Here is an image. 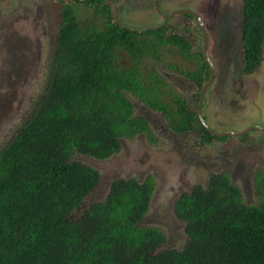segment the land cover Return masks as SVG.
Returning a JSON list of instances; mask_svg holds the SVG:
<instances>
[{
  "label": "trees",
  "instance_id": "16d2710c",
  "mask_svg": "<svg viewBox=\"0 0 264 264\" xmlns=\"http://www.w3.org/2000/svg\"><path fill=\"white\" fill-rule=\"evenodd\" d=\"M60 1L46 83L0 148V264H264L260 168L254 173V204L244 201L224 172L182 191L174 202L186 236L179 248L167 245L161 226L145 223L156 189L150 175L116 178L103 199L87 201L101 176L76 156L107 159L119 152L121 137L151 134L132 97L162 112L175 132L199 129L201 145L221 137L202 125L176 90L165 89L146 62L148 56L161 60L167 45L189 56L193 45L186 37L168 34L165 26H121L105 0ZM78 3L103 14L101 27L79 22ZM242 4L243 69L252 71L263 55L264 0ZM196 61L197 68L185 74L200 88L209 65L202 53Z\"/></svg>",
  "mask_w": 264,
  "mask_h": 264
},
{
  "label": "rangeland",
  "instance_id": "374dc122",
  "mask_svg": "<svg viewBox=\"0 0 264 264\" xmlns=\"http://www.w3.org/2000/svg\"><path fill=\"white\" fill-rule=\"evenodd\" d=\"M112 18L121 26L143 30L164 25L168 34L184 35L193 43L192 52L184 57L173 46H163V58L151 56L146 62L166 83L196 110L199 88L186 76L197 68V55L203 43L201 31L194 18L176 14L166 22L143 21L147 11L153 14L151 0H105ZM163 11L189 8L197 12L210 33L209 52L215 65V78L203 102L207 124L217 132L239 131L254 123L264 124V49L255 74L242 70V0H158ZM79 22L91 21L101 27V12L86 4H75ZM60 0H0V78L6 76L14 89L5 92L0 86V148L10 139L21 120L31 110L46 83L51 56L61 20ZM189 40V42H190ZM121 61L124 54L119 53ZM1 83V82H0ZM163 101L170 97L162 94ZM136 114L144 116L151 134L121 137L119 152L107 159L77 155L76 159L94 166L101 176L98 188L87 201L104 198L112 180L153 177L156 184L145 223L163 228L170 247H182L186 241L183 223L174 215V202L182 191L195 184L205 185L212 172L227 173L242 191L243 199L258 201L254 189V173L264 171V132L248 131L239 139H213L200 144L201 131L178 133L169 127L164 114L150 109L132 97ZM197 112V111H196ZM260 126V125H258ZM264 127V126H263Z\"/></svg>",
  "mask_w": 264,
  "mask_h": 264
},
{
  "label": "flooded vegetation",
  "instance_id": "af4514ba",
  "mask_svg": "<svg viewBox=\"0 0 264 264\" xmlns=\"http://www.w3.org/2000/svg\"><path fill=\"white\" fill-rule=\"evenodd\" d=\"M152 1V4H153V9H152V11L154 12L153 14H149V11H147L146 13H145V15H141V14H139V17L140 18H143L144 20L143 21H148V20H150V19H152L151 20V24H152V22H162V21H164V22H166L168 19H170V18H172L174 15H176V14H183V15H185V14H187V15H191L192 17L191 18H194L195 19V21H196V23H197V25H198V27H199V30L201 31V35H202V39H203V43H202V46H201V52L200 53H202V55H203V57H204V59H205V56H204V51H203V46H204V42H205V35H204V31H203V29H202V27L200 26V24H199V22L197 21V19L195 18V16L194 15H192L191 13H188V12H178V13H175L177 10H179V9H188V10H191V9H189V8H176V9H172V10H170V11H163L161 8H160V6H159V3H158V0H156V3L157 4H155V0H151ZM172 13H175L174 15H172L170 18H165L164 17V15L165 16H168V15H170V14H172ZM186 16V15H185ZM187 17H189V16H187ZM201 17V16H200ZM202 19V18H201ZM202 23H203V26H204V29H205V32H206V35H207V37H208V41H207V46H206V52H207V54H208V56L210 57V59H211V61H212V64H213V66H214V75H213V79H212V82H213V80H214V78H215V65H214V61H213V59H212V57H211V54H210V52H209V41H210V33H209V31H208V29H207V27H206V25H205V23H204V20L202 19ZM162 25H160V26H158V27H161ZM164 26V25H163ZM242 31H243V19H242ZM182 35V34H181ZM184 36V35H183ZM190 40V39H189ZM190 42H191V44L193 45V43H192V41L190 40ZM241 46H242V59H243V64H244V53H243V44H242V33H241ZM206 60V59H205ZM207 62V61H206ZM208 63V62H207ZM260 63H261V61H260ZM260 63H258L257 64V66L252 70V71H249V70H245V69H243V67H242V70L244 71V73H246V75H252V74H255V71L258 69V66L260 65ZM209 65V64H208ZM211 77V69H210V66H209V74H208V76H206V79L204 80V82L202 83V85L200 86V88H199V91H198V102H199V97H200V90H201V88H202V86H203V84L206 82V81H208L209 80V78ZM212 82L210 83V85L208 86V88H207V90H206V93H205V98H206V95L208 94V92H209V88H210V86L212 85ZM197 86V85H196ZM205 98H204V100H205ZM198 102H197V107H198ZM204 102V101H203ZM197 107H196V111H197V115H198V109H197ZM201 108H203V104H202V106H201ZM202 113H203V109H202ZM203 115H204V113H203ZM198 117H199V115H198ZM200 119V118H199ZM204 120H205V122H206V124H207V121H206V117L204 116ZM203 125V124H202ZM208 125V124H207ZM256 125H260V126H264V124H259V123H254V124H252V125H249L250 127L251 126H256ZM204 126V125H203ZM209 126V125H208ZM248 126V127H249ZM205 127V126H204ZM206 128V127H205ZM209 128H210V126H209ZM207 129V128H206ZM211 129V128H210ZM208 131H209V129H207ZM212 130V129H211ZM252 130H258V131H262V130H260V129H252ZM214 131V135L213 136H216V137H221V139L220 140H224V139H226L227 137H230L231 136V134H222V133H224V132H226L227 130H222V131H219V132H217V131H215V130H213ZM239 131H241V130H239ZM247 131H250V130H247ZM246 131V132H247ZM246 132H244V133H242L241 135H239V136H235V137H237V138H239V139H242L241 138V136H243ZM264 132V131H263ZM215 133H221V135H216ZM233 136V135H232Z\"/></svg>",
  "mask_w": 264,
  "mask_h": 264
},
{
  "label": "water",
  "instance_id": "95a60500",
  "mask_svg": "<svg viewBox=\"0 0 264 264\" xmlns=\"http://www.w3.org/2000/svg\"><path fill=\"white\" fill-rule=\"evenodd\" d=\"M155 4H157L156 3V0H155ZM178 12H188V13H191L192 15H194L195 18L197 19V21L199 22L200 26L202 27L203 31H204L205 42H204V46H203V51H204L205 59L208 62L209 66H210V69H211V77L209 78L208 81H206L203 84V86H202V88L200 90V97H199V102H198L197 109H198V115H199V118H200L201 123L207 129H209V131L214 135V131L209 128V126L206 124V122L204 120V115L202 113V108H201V106L203 104V101H204V98H205L206 90H207L208 86L210 85V83L212 82L213 75H214V66L212 64V61H211L210 57L208 56V54L206 52V46H207L208 37L206 35L205 29H204V26H203V23H202V19H201L200 15L197 12L192 11V10H188V9H179L175 13H178ZM175 13H172V14H170L168 16H165L164 15V17L165 18H170ZM0 82H1L0 83V86H3L4 87V89H5L4 91L5 92H9V91H12L14 89V85L12 83L14 81L11 82L6 76H4L3 78H0ZM0 94H2V92H0ZM2 112H3V104L0 103V113H2ZM250 129H260V130L264 131V127L256 125V126H251V127L249 126L247 129L244 128L241 131H226V132H224L222 134H231L233 136H239L242 133H244V132H246L247 130H250ZM215 134L216 135H221V133H215Z\"/></svg>",
  "mask_w": 264,
  "mask_h": 264
}]
</instances>
